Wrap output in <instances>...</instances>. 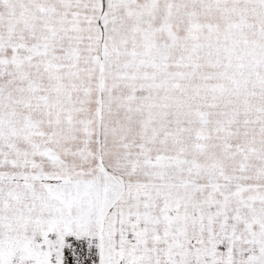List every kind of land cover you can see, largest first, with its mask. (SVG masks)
Masks as SVG:
<instances>
[{
    "label": "snow or ice",
    "instance_id": "obj_1",
    "mask_svg": "<svg viewBox=\"0 0 264 264\" xmlns=\"http://www.w3.org/2000/svg\"><path fill=\"white\" fill-rule=\"evenodd\" d=\"M0 264H264V0H0Z\"/></svg>",
    "mask_w": 264,
    "mask_h": 264
}]
</instances>
